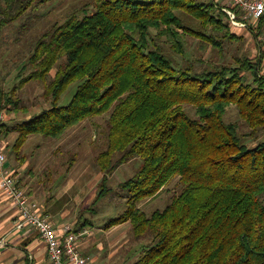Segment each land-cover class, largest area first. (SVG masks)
<instances>
[{"label":"trees","instance_id":"1","mask_svg":"<svg viewBox=\"0 0 264 264\" xmlns=\"http://www.w3.org/2000/svg\"><path fill=\"white\" fill-rule=\"evenodd\" d=\"M49 1L4 0L0 30ZM94 1V12L68 16L45 32L27 62L34 70L10 93H1L0 111L4 104L18 109L16 92L38 81L49 103L16 126L14 147L19 151L33 135L58 138L87 118L109 114L107 147L97 158L103 175L93 205L110 193L108 177L120 165L141 160L134 176L119 186L127 199L125 211L106 224L129 223L135 240L150 237L133 264H264L262 51L253 59L236 57L205 69L190 59L179 66L158 39L185 58L183 38H195L222 61L224 44L243 40L242 29L232 26L221 5L214 0ZM229 10L264 45V16L253 23L239 9ZM24 71L25 65L16 78ZM72 85L71 100L59 106ZM231 105L248 127L244 137L254 140L252 147L243 142L238 124L224 121ZM175 178L181 191L148 216L138 204Z\"/></svg>","mask_w":264,"mask_h":264},{"label":"rangeland","instance_id":"2","mask_svg":"<svg viewBox=\"0 0 264 264\" xmlns=\"http://www.w3.org/2000/svg\"><path fill=\"white\" fill-rule=\"evenodd\" d=\"M197 1L207 2L208 0ZM0 6H4V0H0ZM95 8L94 0H51L44 5L33 6L20 18L9 22L2 28L0 30V95L1 93H10L13 86L18 85L23 78L34 70L27 62L36 42L45 32L50 30L56 23H62L68 16L78 15L81 17L84 13L94 12ZM185 22H187L186 25L198 27L197 23ZM239 34L243 36V40L224 44L223 57L225 60L223 61L218 52L212 50L211 46L202 44L199 40L189 36L183 38L185 49H187L185 58L173 54L162 39H158L157 44L179 66H184L188 63L186 59H190L191 62L195 61L196 68L205 69L209 68L211 63L212 65L232 63L236 57H249L250 59L256 57L258 48H255L253 34L248 35L246 32H240ZM24 65L25 71L22 74L20 73L21 78H16L18 70L20 69L21 72ZM54 73L55 69L50 73V78L53 77ZM74 93L75 86L72 85L61 97L59 106L67 105ZM15 96L16 99L21 100L18 104L20 108L14 109L12 105L4 104V109L0 111L1 126L12 127L15 125L16 128L20 122L32 119L43 109L49 107L44 85L38 81L28 82L21 90L16 92ZM187 111L192 117L194 116L193 107L187 108ZM223 116L226 123L239 125L240 136L244 137L249 133L248 127L239 119L234 105L229 106ZM108 118L109 114L87 118L70 127L58 138L40 135L28 137L21 155L28 160L29 169H35V176L38 179L35 182L39 187L43 186L46 192L45 198L50 195L53 196V199H56V207L61 206L60 200L65 196V192L70 191L74 185L78 186L89 176L95 185L97 177L103 175L98 167L97 158L107 147ZM10 122H13V124H9ZM4 129L2 127L0 129L1 141L4 137ZM11 130H13L10 132L11 135L15 137L14 133L17 132V129ZM243 142L248 147L255 144L254 140L247 141L246 137H244ZM118 157V155H115L113 161ZM140 165L141 160L139 158H134L120 165L108 177L106 187L110 190V193L96 205L90 207L93 211L87 217H93L94 219L97 217V222L100 225H106L110 220L120 216L126 209L127 199L119 186L122 182L134 176ZM181 188L179 179L175 178L156 197L145 199L138 206L150 216L154 211L165 208L171 202L172 197L181 191ZM73 209H76V207ZM94 213L97 214L96 217L93 215ZM130 234L132 242L121 251V255H123V263L121 264L128 262V256L126 255L136 251L135 246H139L140 249L142 245H146L150 241L148 236L144 239L135 240L132 232Z\"/></svg>","mask_w":264,"mask_h":264},{"label":"crops","instance_id":"3","mask_svg":"<svg viewBox=\"0 0 264 264\" xmlns=\"http://www.w3.org/2000/svg\"><path fill=\"white\" fill-rule=\"evenodd\" d=\"M214 2H217L225 10L233 7L229 0H214ZM241 32L251 34L248 27L242 29ZM255 45L257 46L255 48H258V50L256 49L257 52L260 49L263 54L261 74L264 75V45L256 40ZM9 124H13V122ZM14 126L7 127L4 137L2 136V141L7 156L5 167L15 174L18 185L37 203L40 212L49 217L57 229L69 225L76 232H87L86 235L81 237L79 248L88 264L123 263L121 251L132 242L131 225L123 223L106 228V225H100L97 222L96 213L93 214L96 217L95 219L87 217L88 214H92L93 210L90 207L96 199L102 176L97 177L95 185L90 176L86 177L87 179L78 186L74 185L70 191L65 192V196L60 200L61 206L56 207V199H53V196L50 195L45 198L46 192L43 186L39 187L35 182L38 181L35 176V169H29L28 160L21 155L24 145L19 151L14 147L18 137L17 132L14 133L15 137L10 133L13 131L11 129H15ZM74 207L76 209H73ZM17 215L16 207L0 190V264H52L47 254L46 244L36 232L30 228L22 230L15 228L14 222ZM135 248L136 251L126 255L128 256L126 264H133L138 260L140 249L139 246H135Z\"/></svg>","mask_w":264,"mask_h":264},{"label":"built area","instance_id":"4","mask_svg":"<svg viewBox=\"0 0 264 264\" xmlns=\"http://www.w3.org/2000/svg\"><path fill=\"white\" fill-rule=\"evenodd\" d=\"M234 8L241 11L243 19H252L253 23L264 16V0H229ZM229 16L232 26L247 28V24L238 20L231 10H224ZM264 42V35L262 36ZM0 117V129H1ZM7 156L5 145L0 140V190L17 209L15 228H30L45 242L47 254L52 264H88L79 248V242L86 231L75 232L71 226L65 225L57 229L49 217L43 215L38 205L21 188L15 174L5 167Z\"/></svg>","mask_w":264,"mask_h":264}]
</instances>
